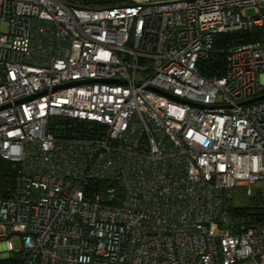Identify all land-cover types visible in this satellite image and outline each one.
Here are the masks:
<instances>
[{
	"label": "built area",
	"instance_id": "obj_1",
	"mask_svg": "<svg viewBox=\"0 0 264 264\" xmlns=\"http://www.w3.org/2000/svg\"><path fill=\"white\" fill-rule=\"evenodd\" d=\"M253 30L264 0H0V264H264V203H230L264 182V35L199 66Z\"/></svg>",
	"mask_w": 264,
	"mask_h": 264
},
{
	"label": "trees",
	"instance_id": "obj_2",
	"mask_svg": "<svg viewBox=\"0 0 264 264\" xmlns=\"http://www.w3.org/2000/svg\"><path fill=\"white\" fill-rule=\"evenodd\" d=\"M121 0H91L93 3H99L102 5L106 4H114ZM89 2L90 1H86ZM264 35V30H253L249 32H241V31H234V32H227V33H219L215 37L214 48L207 60L202 61L200 66V71L204 75L208 76H221L227 70V62H226V55L229 48L239 42H249L254 41L261 36ZM16 170V166L12 163L6 162L5 160L0 158V190L3 192H8L6 188L8 185L7 183L13 177ZM7 177L5 181L4 178ZM5 183H4V182ZM252 203L249 206L245 207H235L232 206V211L234 214H240L242 210L250 211V214H259L261 213L260 208L264 203V197L262 195H258L256 198L251 196ZM23 258L17 257L13 260L14 264H18L22 261ZM6 262V261H5Z\"/></svg>",
	"mask_w": 264,
	"mask_h": 264
},
{
	"label": "rangeland",
	"instance_id": "obj_3",
	"mask_svg": "<svg viewBox=\"0 0 264 264\" xmlns=\"http://www.w3.org/2000/svg\"><path fill=\"white\" fill-rule=\"evenodd\" d=\"M83 2L86 1H90V4H99V3H93L91 2V0H81ZM254 10L253 9H248L247 10V14L251 15L253 14ZM253 190V195L254 198H256L258 195H262V197H264V182H259L256 185H254L252 187ZM231 205L235 206V207H245V206H249L252 203L251 197L249 195H247L246 192V187H241L237 190L235 197L233 198V200H231ZM14 245L16 249H20L21 248V244L19 243V241L17 239L14 240ZM4 249L3 245L0 244V251H2Z\"/></svg>",
	"mask_w": 264,
	"mask_h": 264
},
{
	"label": "water",
	"instance_id": "obj_4",
	"mask_svg": "<svg viewBox=\"0 0 264 264\" xmlns=\"http://www.w3.org/2000/svg\"><path fill=\"white\" fill-rule=\"evenodd\" d=\"M264 97V95H262V96H260V97H257V98H254V99H252V100H250V101H254V100H257V99H261V98H263Z\"/></svg>",
	"mask_w": 264,
	"mask_h": 264
}]
</instances>
